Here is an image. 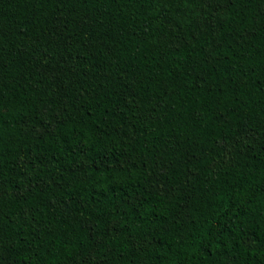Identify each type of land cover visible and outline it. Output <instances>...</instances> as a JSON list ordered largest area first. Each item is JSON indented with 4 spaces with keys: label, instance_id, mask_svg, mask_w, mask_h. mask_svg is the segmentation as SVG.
Returning <instances> with one entry per match:
<instances>
[{
    "label": "trees",
    "instance_id": "trees-1",
    "mask_svg": "<svg viewBox=\"0 0 264 264\" xmlns=\"http://www.w3.org/2000/svg\"><path fill=\"white\" fill-rule=\"evenodd\" d=\"M0 264H264V0H0Z\"/></svg>",
    "mask_w": 264,
    "mask_h": 264
}]
</instances>
